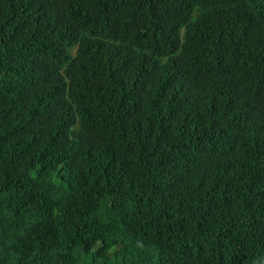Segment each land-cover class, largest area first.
I'll return each mask as SVG.
<instances>
[{"label":"trees","instance_id":"trees-1","mask_svg":"<svg viewBox=\"0 0 264 264\" xmlns=\"http://www.w3.org/2000/svg\"><path fill=\"white\" fill-rule=\"evenodd\" d=\"M0 264H264V0H0Z\"/></svg>","mask_w":264,"mask_h":264}]
</instances>
